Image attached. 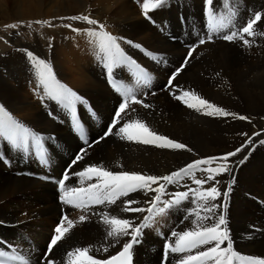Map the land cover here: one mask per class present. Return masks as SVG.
<instances>
[{
    "label": "bare ground",
    "instance_id": "obj_1",
    "mask_svg": "<svg viewBox=\"0 0 264 264\" xmlns=\"http://www.w3.org/2000/svg\"><path fill=\"white\" fill-rule=\"evenodd\" d=\"M142 4L143 0H0V26L15 21H55L47 32V39L25 42L14 32L8 34L12 43L2 41L4 47L0 48V104L44 138L42 148L50 155L49 165L45 166L36 158L34 151L41 148L34 142L30 141L25 152L0 137V153L4 154L0 160L1 250H16L31 264H42L45 256L55 258V264H67L69 251L91 246L99 251L90 254L107 259L117 254L129 237L119 243L107 237L109 226L103 223L102 214L107 212L143 224L147 211L122 212L124 201L133 199L137 203L132 207L150 208L149 202L157 195L155 190L163 184L156 208L164 211L155 216L156 222L151 227L142 229L140 242L133 249L136 264H177L182 254L169 252L166 257L164 236L174 241L177 237L172 236L173 232L210 226L211 221L201 217L221 214L220 209L213 213L205 211L212 203L227 205L223 214L233 250L242 256L264 257V153L256 154L264 147V90H261L264 36L257 35L250 46L239 40L222 39L229 30L242 27L256 11L264 12V0H213L212 6H207L206 0H169L166 6L149 11L150 19L143 15ZM209 7L215 9V23L231 21L229 27L213 33V21L205 16V8ZM81 14L96 19L107 32L123 38L120 43L124 52L147 70V83L136 75L135 67L114 68L113 76L108 75L99 41L87 31H99V24L61 19ZM256 31L264 32V22L256 26ZM201 39L206 42L200 44ZM129 40L132 45L127 43ZM136 44L141 48L135 47ZM193 47L196 51L188 58ZM29 52L48 61L56 79L86 101L76 102L74 106L85 120L87 143L73 133L72 108H65L46 95ZM186 58L188 63L183 66ZM182 66L170 91L164 85ZM113 77L124 90L114 87ZM154 89L159 90L154 92ZM182 91H193L236 116H210L205 109L189 108L175 98ZM125 93L129 107L113 134L105 136ZM132 96L142 103H133ZM239 116L248 119L242 120ZM128 120H141L158 135L186 144L191 151L122 139L115 133ZM237 148L242 151L227 161L218 159L202 166L217 167L213 166L214 162L224 161L230 168L229 172L215 174V181L209 180L204 185L195 184L191 176L172 184L158 181L151 185L153 191L138 190L121 197L116 204H93L85 209L61 200L69 188L99 182L97 178L89 181L75 175L88 165L164 176L194 160L223 157ZM77 154H83V159L72 164ZM66 167L70 178L59 192L57 185L50 183H56L52 178L60 177ZM195 172L200 179L207 175L199 170ZM36 173L45 176L34 178ZM229 185L227 201L222 196L207 203L199 198L198 193L210 186L218 187L223 193ZM189 189L194 191L189 192L187 199L168 206L175 193ZM62 211L74 221V227L49 254L47 244L63 218ZM81 215L87 219L80 221ZM104 247H108L107 252L103 251ZM234 264H248V261H234Z\"/></svg>",
    "mask_w": 264,
    "mask_h": 264
},
{
    "label": "snow or ice",
    "instance_id": "obj_2",
    "mask_svg": "<svg viewBox=\"0 0 264 264\" xmlns=\"http://www.w3.org/2000/svg\"><path fill=\"white\" fill-rule=\"evenodd\" d=\"M169 0H143L142 9L143 15L149 18V11L161 8L168 4ZM207 6L213 5V0H206ZM234 7L233 5H229ZM209 15L213 21L211 31L217 33L222 28L229 27V24H219L215 23L216 12L212 7L208 8ZM235 14V13H233ZM223 18V17H222ZM61 19H69L73 21L82 20L89 25L99 24V31L95 29H88L89 35L95 37L99 41V47L101 52L105 54V66L109 76H113V69L119 67H135L137 69L136 75L141 79H144L145 83L148 82L147 70L141 68L135 60L128 56L123 48L121 47L120 41L123 40L122 37H116L110 32L105 30V26L99 23L96 19H92L87 15H77L72 17ZM264 22V12L256 11L251 18H249L245 24L236 29L229 30L222 36L225 41H235L239 40L244 45L250 46L253 39L257 36H264V32H257L256 26ZM36 23L47 24L51 26L50 21H36ZM66 27H71V25H65ZM7 27L16 28L17 24H11ZM31 27V24H29ZM74 31H81L80 29H73ZM247 37V38H246ZM212 36H208V40H211ZM206 41L201 39L200 44H204ZM129 45H132V41H127ZM137 48H141V45H134ZM196 48L193 47L188 52V58L192 57L193 52ZM30 58H32L33 64L38 71V76L40 83L44 86L46 95L53 100H57L65 108H73L76 102L86 103L83 97H80L75 93L68 85L61 83L56 79L55 72L52 65L39 57H34L33 53H27ZM147 55L154 56L153 53L146 52ZM188 59L184 61L186 66ZM183 66L177 69L173 73L172 77L169 79V90L171 91L172 81L183 70ZM114 78V77H113ZM115 87V85H114ZM120 90V89H117ZM43 98V97H42ZM177 100L182 101L187 107L196 109L200 111L205 109L207 115H219V116H236L235 113H230L223 107H219L214 103H211L208 99L201 97L200 95L194 93L193 91H182L180 95H176ZM133 103H142L135 96L131 97ZM144 107H150V105L144 104ZM129 107V99L127 93H125L124 101L119 105L118 110L115 113V117L112 121V125L107 129L105 136L113 134V129L120 123L122 119V114L126 113ZM74 111V108H73ZM239 119L247 120L246 116H239ZM73 126L75 129L82 128V125L74 118ZM122 139H127L130 141H137L143 144H152L161 148H175V149H187L186 144L179 143L176 140L170 139L164 135H158L148 125L141 120H128L122 126L119 127L118 131L115 133ZM259 135V133H257ZM0 137L7 140L14 148L21 149L25 152L29 150L30 141L34 142L35 146L41 148L39 152L40 159L43 162H47L46 150L42 148L44 138L39 134L34 132L32 129L27 127L23 122L15 118L3 104H0ZM104 137H101L103 139ZM251 141H249L250 143ZM86 153V150H82ZM242 148H237L233 152L226 153L223 157L209 156L204 159L194 160L185 167L180 168L168 175L156 176L142 174L136 171H110L103 165H88L82 171L75 173L76 176L85 178L86 180H93L97 178L98 183H89L87 187H73L64 191L61 196V200L69 205H72L78 209H85L89 205H102V204H116L121 197H128L131 193L138 190H149L153 191L151 188L152 184H156L158 181H164L169 184L178 183L185 176H191L194 178V182L197 185H204L209 180L215 181V174L229 172L230 168L226 164H221L219 167H207L204 165H210L213 161L218 159L227 161L230 157L235 156L237 153L241 152ZM4 159V154L0 153V160ZM83 159V154H77L72 164ZM195 170L207 173L202 179H195ZM68 172L66 171L63 178L59 181V185L62 189L65 188V181L69 179ZM218 183V182H217ZM164 185L160 184L159 188L155 191L157 195L153 198L151 203L152 207L144 209L141 207H132L137 201L133 199H128L124 201L125 207L121 209L122 212H144L147 211L152 213L153 216L157 213H162L164 208H156L157 202L160 201L161 197L159 193L163 190ZM194 190L189 189L187 192H177L174 194V199L169 202L168 206L173 204H180L183 200L187 199L189 192ZM231 191V185L228 189L221 193L219 188L216 186H210L206 190L199 192V198L204 202L215 201L219 197H223L225 201L228 199V193ZM226 204L220 205L212 203L209 207L205 209L208 213H213L214 210L220 209L221 214L216 215H205L201 217L205 220H210V226L197 227L195 230H187L179 233L173 232L172 236L177 237L174 241H170L166 245L165 256L170 253L182 254L181 259L177 261V264H234V261H248V264H264V257L256 256H242L240 253L233 250L232 240L230 238L229 230L227 228V220L223 214V210L226 209ZM155 210V211H154ZM199 216V213H196ZM102 221L109 226L107 231V237L111 238L116 243H119L124 237H129L127 241L122 244L121 250L116 254L112 255L107 259H98L96 255L90 254L93 251H99V249H92L89 247H78L67 253V264H132V256L134 245L140 242L142 236V229L148 227L149 216L144 217L145 223L135 224L132 220L127 218H121L116 215H111L110 213H103ZM86 216L81 215L79 217L80 221H85ZM65 221L67 226H65ZM74 227V221L68 219L65 215L59 225L55 228V234L51 237L50 243L48 245V253L50 254L52 250L62 241L65 236ZM211 245L210 247L203 248V246ZM222 245H225L222 247ZM195 251V254H191L193 250L202 249ZM104 252L108 251V247L103 248ZM188 253L187 255H184ZM3 257H8L9 259H3ZM9 261H18L19 264H29V262L19 254L11 255L8 252L0 251V264H9ZM48 264H55V262L49 260Z\"/></svg>",
    "mask_w": 264,
    "mask_h": 264
},
{
    "label": "rangeland",
    "instance_id": "obj_3",
    "mask_svg": "<svg viewBox=\"0 0 264 264\" xmlns=\"http://www.w3.org/2000/svg\"><path fill=\"white\" fill-rule=\"evenodd\" d=\"M48 21H50L51 26H52L53 23H55L54 20H48ZM11 24H17L18 27H16V28L7 27L8 25H11ZM29 24H31V27H29ZM51 26H49L47 24L36 23L35 21H31V20L15 21L13 23H8L7 25H2V26H0V48L4 47L2 41H7L8 40V42L12 43L11 40H10L11 38L8 37V34L10 35V34H12L14 32H17L19 34V36H20V40L25 41V42L26 41H30V40H34V39L35 40L36 39L37 40L47 39L48 33H49V29H50ZM176 66H178V65H176ZM165 85H164V87H167ZM162 87H163V85H162ZM168 87H170V86H168ZM159 89H161V88H159ZM159 89H154L153 91L157 92ZM261 90H264V85H263ZM74 107L77 110V106H74ZM92 107H93V105H92ZM262 153H264V147H262L259 151L256 152V154H258L257 156L261 155ZM221 164H226L228 166V163H226L224 161L214 162L213 166L219 167ZM195 178L200 179V176L198 174H196V172H195ZM50 184L55 185L56 183H50ZM162 226H163V224H162ZM7 252L10 253L9 251H7Z\"/></svg>",
    "mask_w": 264,
    "mask_h": 264
}]
</instances>
